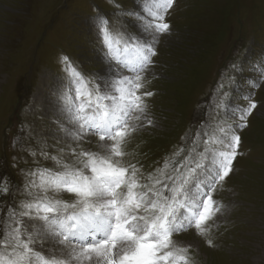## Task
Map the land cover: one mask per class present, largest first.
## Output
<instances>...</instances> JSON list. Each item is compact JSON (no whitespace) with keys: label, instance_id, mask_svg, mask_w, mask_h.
Masks as SVG:
<instances>
[{"label":"rangeland","instance_id":"rangeland-1","mask_svg":"<svg viewBox=\"0 0 264 264\" xmlns=\"http://www.w3.org/2000/svg\"><path fill=\"white\" fill-rule=\"evenodd\" d=\"M144 2L0 0V182L7 181L10 189L0 193V221L9 207L19 212L20 202L28 198L25 173L38 167L61 170L50 157L72 164V148L99 151L96 136L79 145L65 138L61 125H72L59 112H48L43 102L62 106L68 83L63 57L93 83L94 74L109 67L98 15L107 16L114 34L143 35L140 22L127 13H140ZM166 22L171 31L159 38L146 83L155 93L147 102L156 126L132 134L123 162L137 164L146 181L190 129L195 135L204 121L238 123V115L225 116L223 109L209 115V103L221 85L217 103L224 93L233 107L254 101L257 108L248 126L237 129L241 144L234 172L213 192L221 211L208 222V234L189 229L173 240L188 247L191 264H264V0H174ZM112 66L118 67L114 61ZM49 195L75 200L67 192ZM23 219L29 230L40 223ZM47 243L38 240L34 247L45 253Z\"/></svg>","mask_w":264,"mask_h":264},{"label":"snow or ice","instance_id":"snow-or-ice-1","mask_svg":"<svg viewBox=\"0 0 264 264\" xmlns=\"http://www.w3.org/2000/svg\"><path fill=\"white\" fill-rule=\"evenodd\" d=\"M173 4L145 0L140 13H127L140 22L143 35L114 34L106 15L95 18L109 65L106 74H94L95 83L62 58L68 83L61 114L72 125L62 124V130L77 145L98 137L99 151L72 148V164L50 157L61 170L38 167L25 173L28 198L20 202L19 212L9 207L0 221V264H191L188 247L173 237L189 229L208 234V222L221 211L213 192L234 172L241 144L237 129L248 126L257 104L249 100L247 107H233L226 102L227 93L217 103L221 85L209 103V115L223 109L225 116L238 115V123L204 121L195 135L190 129L146 181L137 164L123 162L132 134L156 126L148 111L147 100L155 93L146 89L147 73L160 36L171 31L166 16ZM9 191L7 181L0 182V193ZM50 192H67L75 200L56 199ZM25 217L40 223L29 230ZM38 240L50 242L47 254L35 249Z\"/></svg>","mask_w":264,"mask_h":264},{"label":"bare ground","instance_id":"bare-ground-1","mask_svg":"<svg viewBox=\"0 0 264 264\" xmlns=\"http://www.w3.org/2000/svg\"><path fill=\"white\" fill-rule=\"evenodd\" d=\"M103 60V59H102ZM102 62H104V61H102ZM108 67V66H107ZM111 67L113 68V66L111 65ZM109 68V67H108ZM108 68H106L103 72H104V74H106V72H107V69ZM44 103V107H45V109H47L48 110V112H53V113H57L58 114V112L60 113V115H62L61 114V106H59V107H55V104H54V102H52V103H47V102H43ZM63 116V115H62ZM65 138H67V137H65ZM49 242V241H48ZM50 246V242L49 243H47V247H49ZM46 250V249H45ZM44 250V252H45V254H47V252H48V250L47 251H45ZM42 251V250H41ZM43 252V251H42Z\"/></svg>","mask_w":264,"mask_h":264}]
</instances>
